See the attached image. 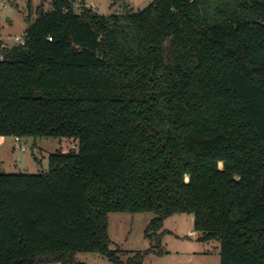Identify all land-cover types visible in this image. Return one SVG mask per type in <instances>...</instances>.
I'll return each mask as SVG.
<instances>
[{"label": "trees", "instance_id": "1", "mask_svg": "<svg viewBox=\"0 0 264 264\" xmlns=\"http://www.w3.org/2000/svg\"><path fill=\"white\" fill-rule=\"evenodd\" d=\"M72 4L0 43V137L75 143L46 172H0V264H143L179 214L220 264H264V0ZM122 212L154 214L149 249H110Z\"/></svg>", "mask_w": 264, "mask_h": 264}, {"label": "rangeland", "instance_id": "2", "mask_svg": "<svg viewBox=\"0 0 264 264\" xmlns=\"http://www.w3.org/2000/svg\"><path fill=\"white\" fill-rule=\"evenodd\" d=\"M154 0H72L75 11L80 5L92 8L98 14H126L146 8ZM0 0V43L5 47L14 45L15 38L24 33L37 18L40 11L52 10V0ZM39 9V10H38ZM30 16V21H28ZM75 145L72 139L23 137L17 141L9 138L0 148V172L6 174H39L48 169V157L61 151L67 153ZM154 218L152 213H111L108 216L110 249L129 255L151 247L145 237L147 224ZM193 221L190 215H173L163 221L156 234L160 237L161 256L151 255L143 264H220L219 244L216 241L199 242L198 234L192 233ZM82 264H112L97 254H79ZM125 259V258H123ZM77 264H81L76 262Z\"/></svg>", "mask_w": 264, "mask_h": 264}, {"label": "crops", "instance_id": "3", "mask_svg": "<svg viewBox=\"0 0 264 264\" xmlns=\"http://www.w3.org/2000/svg\"><path fill=\"white\" fill-rule=\"evenodd\" d=\"M9 138L6 137H0V148L3 147L7 142H8ZM12 140H14V138H12ZM193 221V215H190ZM193 233V231H191V234ZM195 233V232H194ZM78 260V259H77ZM78 263H81L79 261H76Z\"/></svg>", "mask_w": 264, "mask_h": 264}, {"label": "built area", "instance_id": "4", "mask_svg": "<svg viewBox=\"0 0 264 264\" xmlns=\"http://www.w3.org/2000/svg\"><path fill=\"white\" fill-rule=\"evenodd\" d=\"M15 44H23L24 43V39H23V37L22 38H18V37H16L15 38ZM2 47H4L3 45H2ZM14 141H17V138H14ZM74 148H75V145L72 147V149L71 150H74Z\"/></svg>", "mask_w": 264, "mask_h": 264}]
</instances>
